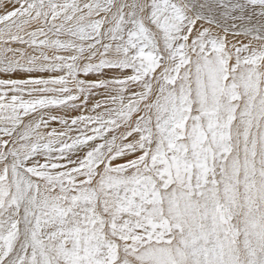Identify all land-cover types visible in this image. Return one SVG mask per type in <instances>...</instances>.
<instances>
[{
    "label": "snow or ice",
    "instance_id": "6c2138e0",
    "mask_svg": "<svg viewBox=\"0 0 264 264\" xmlns=\"http://www.w3.org/2000/svg\"><path fill=\"white\" fill-rule=\"evenodd\" d=\"M0 264H264V0H0Z\"/></svg>",
    "mask_w": 264,
    "mask_h": 264
}]
</instances>
